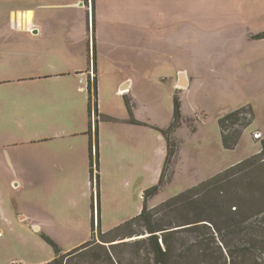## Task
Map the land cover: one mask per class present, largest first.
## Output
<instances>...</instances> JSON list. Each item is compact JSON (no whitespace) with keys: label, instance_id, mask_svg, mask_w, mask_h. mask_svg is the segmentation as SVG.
<instances>
[{"label":"rangeland","instance_id":"374dc122","mask_svg":"<svg viewBox=\"0 0 264 264\" xmlns=\"http://www.w3.org/2000/svg\"><path fill=\"white\" fill-rule=\"evenodd\" d=\"M85 1L0 0V45L3 46L0 56L4 57L0 61V264H12L15 260L23 264H47L55 258V247L47 238L68 252L91 239L102 242L100 229L109 233L137 216L145 191L159 183L168 151L164 131L170 127H174L179 144L177 161L174 172H168L164 187L149 198V207L203 183L257 155L263 148L264 37L258 35L264 32V0H166L164 5L161 2V16L177 9L185 18L172 24L165 19L163 37L172 36L173 44L167 43L168 39L161 40V51L174 49L171 52L176 55L175 63L198 77L193 79L190 89L180 91L175 87V69L164 67L171 60L161 54V81L151 79L144 86L148 95L135 105L136 113L148 124L149 187L144 179L134 187L138 191L145 187L140 196L133 188L121 192L100 175L101 226L97 207L93 236L92 202L95 189L97 195V182L94 189L90 174L87 175L89 152L85 168L81 151L89 136L72 135L74 131L89 129L87 106L82 107L73 93L72 96L59 94L51 81L30 78L54 71L53 68L68 69L69 62L63 60L62 52L57 53V47L66 44L65 36L69 40L74 38L76 42L71 45L79 44L78 30L87 26L86 21L84 26V20L79 22L80 15L86 19L90 12L86 3L81 4ZM31 9L38 16L46 15L48 20L40 21L38 17L42 36L25 40L19 35L14 16ZM92 14L91 7L89 44L94 49ZM68 15L72 16L70 20ZM171 25L175 27L170 29ZM47 33L54 36L48 37ZM32 46L36 54L21 53L23 48ZM176 98L181 109L178 119ZM118 101L106 98L97 111L94 105L95 127L98 123L109 133L121 126L106 113L99 114L106 106L121 113L123 106ZM239 109L247 110L250 119L241 129L236 145L226 147L220 117ZM256 132L261 137L256 138ZM42 138L48 141L42 143L39 140ZM61 144L73 148L67 154H60L56 148L60 149ZM39 157H50L54 162L62 157L66 169L54 167L48 176L38 178L29 163ZM119 254L128 259L122 264H142L136 259L140 254L137 257L131 253ZM103 256L77 252L66 257L63 264H102L98 259Z\"/></svg>","mask_w":264,"mask_h":264},{"label":"crops","instance_id":"0c3cea01","mask_svg":"<svg viewBox=\"0 0 264 264\" xmlns=\"http://www.w3.org/2000/svg\"><path fill=\"white\" fill-rule=\"evenodd\" d=\"M114 1L119 3H115ZM161 2L164 5L166 0H86L81 4H87L90 12L87 14L86 19L80 15L79 22L82 23L84 20L82 25L84 26L86 21L87 26L83 30H78L79 37L77 42L79 44L71 45L76 41L74 38L69 40V36H65L63 40L66 44H61L59 48L57 47V53L62 52L63 60L69 62L68 69L60 70L53 68L54 71L30 77L51 81L53 89L59 94L72 96L73 93L78 97L82 107L85 108L87 106L90 117L89 129L86 131H74L72 135L85 134L89 136V142L81 146V151L85 168L88 166L89 152L87 175L90 174V183L92 179L89 171L91 132L89 103L91 100H93V103L95 101L94 94H92L91 98L90 84L93 89L96 86L97 108L104 105L106 98L112 100L119 99L118 102L123 106L119 114L115 110L107 108V106L105 109L99 110L100 115L106 113V116L114 118L121 125L112 128V131L109 133L104 132L102 125L98 126V123L94 127V139L96 138V128L98 129L99 174L101 178L110 181L111 185L118 186L119 191L122 192L124 189L131 190L133 188L134 192L135 189L138 191V188L134 189V187L139 186L140 182H144V179L147 182L146 187H149L148 180L151 165L150 148L147 139L148 124L144 123L145 121L139 117L135 107L138 106L137 102L145 94L148 95V88L145 90L144 86H148V82L153 78L161 81V54L168 55L171 60L169 65L165 66L164 64V67L175 69V87L180 91L190 89L193 79L198 77L197 73L183 68L179 63H175L176 55L171 52L174 49L165 48V51L163 49L161 51V40L165 42L168 39L167 43L173 44L172 36L163 37L162 28L165 26V19L170 24L177 20L179 22L185 20L177 9H174L175 12L170 11L169 14L161 16ZM121 4L124 6H121ZM91 7L93 8L94 27L93 54H91L89 48L92 38L90 37L92 31ZM167 15H169L168 19ZM38 17H40V21L48 20L46 15L38 16L37 13H33L32 9L26 12L19 11L14 16V21L19 26V35L22 39L29 40L42 36L43 29L37 25ZM71 17V15H68L67 19L70 20ZM174 27L175 25H171L169 28ZM50 34L52 35V33H47V36L51 37ZM2 47L0 45V51ZM34 49L35 47L33 46L30 48L25 47L21 53L23 55L26 53L36 54L37 52ZM13 52L18 53L17 50ZM2 59L4 57L0 56V61ZM25 59L27 58L25 57ZM6 82L9 81H4V83ZM183 84L185 86H182ZM39 140L44 143L47 139L42 138ZM72 148L63 147L61 144V150L58 148L56 150H59L60 154H67L68 149ZM158 156L161 159V147L158 150ZM57 159L54 162L50 160V157L32 158L29 165L32 172L40 178L48 176L54 167L65 171L64 159L62 157H58ZM176 161L177 155L173 162L172 172H174ZM144 188H140V191L137 193L138 196H140ZM143 204H138L139 212H141Z\"/></svg>","mask_w":264,"mask_h":264},{"label":"trees","instance_id":"16d2710c","mask_svg":"<svg viewBox=\"0 0 264 264\" xmlns=\"http://www.w3.org/2000/svg\"><path fill=\"white\" fill-rule=\"evenodd\" d=\"M258 36L264 37V32ZM89 88L91 98L94 94L95 99L94 103L93 100L89 103L90 173L94 189L97 182V195L95 190L92 202L94 236L97 207L99 226L101 214L99 139L97 128L95 139L93 134L96 86L93 89L90 84ZM180 115V104L176 98L175 118H180ZM250 115L247 110L239 109L220 117L226 147L236 145ZM164 132L168 151L162 174L159 183L145 191L141 212L109 233H103L100 229L102 242L91 239L68 252H63L53 240L47 238L55 247V258L47 264H63L66 257L77 252L92 257L102 254L104 256L98 259L102 264L127 261L119 252L136 254V257L140 254L136 259L142 264H264V144L257 155L156 207H149V198L164 187L178 153L174 127ZM139 235L143 237L125 240Z\"/></svg>","mask_w":264,"mask_h":264},{"label":"built area","instance_id":"2783aa9c","mask_svg":"<svg viewBox=\"0 0 264 264\" xmlns=\"http://www.w3.org/2000/svg\"><path fill=\"white\" fill-rule=\"evenodd\" d=\"M90 51H91V54H93L92 44H91V46H90ZM254 136H255L256 138H259V137H261V133L256 132ZM12 264H23V263H22V262L14 261Z\"/></svg>","mask_w":264,"mask_h":264},{"label":"water","instance_id":"95a60500","mask_svg":"<svg viewBox=\"0 0 264 264\" xmlns=\"http://www.w3.org/2000/svg\"><path fill=\"white\" fill-rule=\"evenodd\" d=\"M184 84H185V83H184ZM184 84H183L182 86H185ZM142 237H143V236H142Z\"/></svg>","mask_w":264,"mask_h":264}]
</instances>
